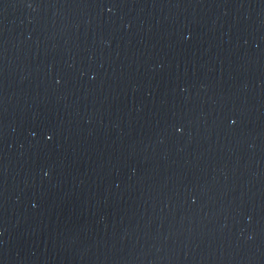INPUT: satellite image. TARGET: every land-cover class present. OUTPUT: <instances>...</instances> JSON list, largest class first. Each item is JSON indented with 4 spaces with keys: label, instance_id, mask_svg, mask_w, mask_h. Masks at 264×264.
Wrapping results in <instances>:
<instances>
[{
    "label": "water",
    "instance_id": "95a60500",
    "mask_svg": "<svg viewBox=\"0 0 264 264\" xmlns=\"http://www.w3.org/2000/svg\"><path fill=\"white\" fill-rule=\"evenodd\" d=\"M0 264H264V0H0Z\"/></svg>",
    "mask_w": 264,
    "mask_h": 264
},
{
    "label": "snow or ice",
    "instance_id": "6c2138e0",
    "mask_svg": "<svg viewBox=\"0 0 264 264\" xmlns=\"http://www.w3.org/2000/svg\"><path fill=\"white\" fill-rule=\"evenodd\" d=\"M46 136H47V134H46Z\"/></svg>",
    "mask_w": 264,
    "mask_h": 264
}]
</instances>
